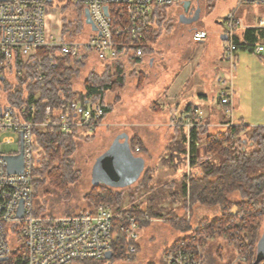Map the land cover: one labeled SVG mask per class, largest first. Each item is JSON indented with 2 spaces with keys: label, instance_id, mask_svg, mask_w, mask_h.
<instances>
[{
  "label": "built area",
  "instance_id": "built-area-1",
  "mask_svg": "<svg viewBox=\"0 0 264 264\" xmlns=\"http://www.w3.org/2000/svg\"><path fill=\"white\" fill-rule=\"evenodd\" d=\"M53 0H0V264H7L11 255L22 247L21 264H76L104 259L113 250L126 253L127 261L137 254L136 240L138 220L130 216L115 217L111 207L99 205L91 211L79 214L53 217L36 213L33 193L34 169L37 165L35 132L57 130L63 133L76 132L92 134L103 119V110L98 103L72 102L64 106H43L37 109L36 94L29 102V91L23 84L21 102L16 100L15 87L19 77L26 74V65L34 68L37 81L43 79L40 70L41 58H36L40 49H55L58 56H70L81 60L89 52L98 61L107 64H124L126 61L140 60L144 57L139 44H127L130 38L141 41L154 25L151 22L154 11L167 10L182 5L187 0H66L71 5L83 7L95 26L93 34L82 43L61 38L62 29L51 15L49 3ZM252 5L264 6V0H241ZM106 9V12L104 11ZM59 28L52 33V23ZM51 23V26H50ZM225 45L223 55L229 63H234L239 51L233 37L246 29L240 19L232 13L223 21ZM256 29H264L260 20ZM68 29H66V33ZM60 36V37H59ZM208 36L204 30H194L192 40L202 42ZM256 53L264 52L263 46L251 48ZM56 63L53 62V67ZM35 79V78H34ZM219 102L225 107L230 118L229 127L238 126L234 117L232 79H219ZM15 98V99H14ZM177 111V110H176ZM172 124H180L186 134L193 127H203L202 112L192 108L183 118L176 115ZM18 151L3 154L1 147L15 144ZM134 148V154H138ZM22 155L23 166L20 173H8L6 157ZM22 202V216L18 209ZM231 223L236 224V221ZM196 231L193 230V232ZM188 235L187 243L169 248L165 254L167 264H203L201 259L205 242L194 233ZM120 242V243H119ZM225 242V241H224ZM226 243V242H225ZM228 244V243H226ZM235 255V264L248 263V253H242L243 243L229 245ZM257 264H264V260Z\"/></svg>",
  "mask_w": 264,
  "mask_h": 264
},
{
  "label": "rangeland",
  "instance_id": "rangeland-1",
  "mask_svg": "<svg viewBox=\"0 0 264 264\" xmlns=\"http://www.w3.org/2000/svg\"><path fill=\"white\" fill-rule=\"evenodd\" d=\"M66 4H68L66 0H53L49 3V10L51 15H55L54 21L58 23L60 29L63 26V19L67 20L66 23L70 20L67 27L68 32L64 36L80 44L93 32L89 26L82 25L84 22L83 15L79 13L77 16L73 5L69 3L70 5L68 4L67 6ZM65 7L66 10L63 12L62 9ZM83 10L84 8L82 13ZM165 11L168 19H170L172 29L169 32H162L154 45L155 52L150 56H146L155 57L153 58V61H155L152 69H145L148 73L145 77L142 71L130 73V68L125 65L123 67L126 77L124 87L116 92L108 93L106 96V103L111 106V111L102 119V122L92 134L81 135L83 138L78 141L77 149L72 156L75 169L80 172V178L70 186V198L64 201L57 192L48 186L40 192V194L43 192L48 193L44 197V211L48 216L59 217L90 211L91 207L84 196L93 186L90 175L96 158L121 133L127 134L129 142H132L133 138L139 140L141 149L136 145L135 147L139 150L138 156L145 161V171H150L151 187L159 188L171 181L176 185L171 190L167 188V191H163L166 197L161 206L164 208L162 215L155 218H144V227L138 228V240H136L138 252L134 258L129 261L125 259L106 261L104 264H167L165 254L176 239L185 238L192 234L193 229L201 219H212L218 216L217 208L207 209L203 206L193 208L192 206L193 209H189L190 217L192 218L187 221L188 205L186 208L183 204V199L180 197L177 200L180 205L176 202L172 204L170 194L176 193L181 196L182 175L183 173L188 174L187 165L183 167V165L179 164V168L174 170L171 167L172 163L168 164L170 158L168 159V154H166L169 146L171 147L173 143L182 140L183 131L181 132L177 129H183L186 134V129L182 126V120L179 119L180 124L171 123L174 111L177 110L176 106H182L183 104L171 105L166 111V115L165 113L159 115V112H161L159 106L156 107L155 103L152 102V104L151 101L152 99L156 100L162 94L159 93L157 95L161 90L160 85L161 87L167 85L178 65H180L178 71H176L178 78L171 87L172 91H176L179 97L183 92V87L180 86L183 80H191L193 83L191 92L201 91L200 84L203 83V78L199 74V68L201 67L199 63H202V58L207 52L210 57L216 55V49L208 47L206 44H194L192 41V29L204 30L208 33L207 37L210 38V35L216 31H224L222 23L231 13L242 21L243 26L248 24L256 27L260 20H264V6L246 4L241 2V0H215L212 5L203 1L202 13L194 24H188V27L178 25L180 24L182 5L172 6ZM77 27H80L79 31H77ZM58 30L59 28L55 27L53 22L52 33H55V31L58 33ZM261 33L260 40L264 44V29ZM60 35L61 38L64 37L63 30H61ZM160 40H162L161 43ZM83 54V65L77 69V73L71 79L72 86L76 91L81 89L85 78L91 71L101 73L107 64V62L98 61L96 56L91 55L89 52L86 55L84 52ZM238 57L240 62L238 63V60L235 63V72L232 80L233 88L236 87L238 89V91L236 89V94L239 99V110L236 111V114L241 115V112H243L242 116L251 125L264 127V56L256 57L247 52L238 51ZM213 61L219 66H223L224 62L221 58ZM131 63H133V60ZM220 76L223 77L225 75L221 73ZM155 87H159V90L154 89ZM214 92L215 99L212 102V106L219 109L217 106L219 90L215 88ZM155 95L157 96L154 97ZM235 109L233 106V110ZM154 112L156 115L152 114ZM225 118L226 122L211 123L212 121L203 118L202 113L203 127L208 129L207 133L216 132L218 129L225 130L229 128L230 122V118L226 113ZM213 126L216 127L213 128ZM139 134L143 137L142 139ZM5 137H13L15 144L3 145L1 147L2 153H16L18 151L16 138L10 134L5 135ZM200 144L197 150V159L201 163L209 160L210 156L205 153L203 143L201 142ZM140 193L139 190H135V186L125 188L123 191V206L125 207L129 204L137 205L143 210L146 203L145 201H139ZM231 198L234 201H238L236 196ZM171 209L174 210L173 214L175 215L179 214L181 216L183 214L182 220L187 223V230L183 227L181 228V226L179 228L175 227L170 222L169 225L166 223L167 218L163 215ZM206 215H211V217L207 218ZM261 234L262 228L259 230V238ZM203 252V264H235V255L232 253L231 247L222 239L217 238L216 240L205 242Z\"/></svg>",
  "mask_w": 264,
  "mask_h": 264
},
{
  "label": "trees",
  "instance_id": "trees-1",
  "mask_svg": "<svg viewBox=\"0 0 264 264\" xmlns=\"http://www.w3.org/2000/svg\"><path fill=\"white\" fill-rule=\"evenodd\" d=\"M204 1L212 5L215 0ZM73 7L77 16L79 13L83 15V7L77 5ZM65 10L66 7L62 9L63 12ZM63 20L64 36L70 20L67 23V20ZM151 22L154 25L141 41L130 38L127 42L129 45L139 44L144 56L152 55L155 52L154 45L162 32H169L172 29L165 9L155 10ZM79 30L80 27H77V31ZM260 34L261 32L257 33L254 29L244 30L239 35L237 32L233 41L239 50L252 51L254 43H261ZM56 51H59V48L38 50L36 58H41L40 70L43 73V79L37 81L34 68L26 65V74L19 77L18 85L15 87L16 100L21 102L22 84L28 81L25 87L29 91L28 100L32 102L33 97L39 94L36 104L38 110L47 105L58 107L72 102L81 104L89 102L100 105L103 118L108 115L111 106L106 103V96L124 87L126 81L124 65L106 64L101 73L91 71L85 78L81 89L76 91L71 79L77 73V69L82 67L83 61L67 55L60 57L56 55ZM137 61L139 60L134 62ZM53 62L56 63L55 67H53ZM184 111L186 113L192 111L191 105L185 106ZM177 130L183 131L182 140L167 148L166 154H168V159L170 158L167 160L168 164L172 163L171 167L174 170L179 168V164L183 167L187 165L188 174L183 173L182 175L181 196L176 193L170 194L172 204L178 203L177 200L181 197L186 208L188 205V209L194 205L207 209L217 208L218 216L212 219H201L193 229H196L193 233L199 237V240H202L204 235H211V239H222L228 245H233L240 240L243 243L242 253H248V263L255 261L258 234L264 225V127H249L239 122L238 126L211 133H207L208 129L204 127H193L188 134H185L183 129ZM81 135L76 132L63 133L57 130L35 132V150L38 159L33 174V198L37 214L46 215L44 197L48 193L40 194L46 186L57 192L64 201L70 198V186L80 178V172L75 169L72 156L77 149L78 141L83 138ZM201 142L210 159L200 163L197 159V150ZM135 145L141 149L139 140L133 138L130 142L133 154ZM150 182V171H145L137 183L131 186H135V190L141 192L139 201L146 203L143 210L137 205L123 206L124 189L92 186L84 198L91 210L99 205H107L111 207L115 217L136 218L140 228L144 227V218H155L162 215L164 208L161 206L166 197L163 191H167V188L171 190L176 185L171 181L162 187L154 188L151 187ZM232 196H236L238 201H234ZM173 213L174 210L171 209L163 215L168 220L166 223L168 225L172 223L175 227L181 226L187 230V223H184V220L180 221L181 217ZM232 221H236V224L231 223ZM188 240L189 237L178 238L170 248L187 243ZM21 254L22 247L16 249L7 264H21ZM127 258L126 253L115 248L110 262L120 259L128 260ZM133 258L134 255L131 259ZM201 259L203 261V254ZM105 262V259H101L76 264H104Z\"/></svg>",
  "mask_w": 264,
  "mask_h": 264
},
{
  "label": "crops",
  "instance_id": "crops-1",
  "mask_svg": "<svg viewBox=\"0 0 264 264\" xmlns=\"http://www.w3.org/2000/svg\"><path fill=\"white\" fill-rule=\"evenodd\" d=\"M245 27H246V29H244V30L254 29V31H256L257 33L261 32L263 30V29H256V27H254L252 25H248V24H246ZM194 30H196V29H192L191 33ZM244 30H240L238 32V35L241 34V32ZM261 35H262V33L260 34V37H261ZM223 38H224V35H222V31H216L215 33L210 35V38L207 37V39L203 40L202 42H194L192 40L194 44H196V43L197 44H206L208 47H213L216 49V55L210 57V55L207 52L202 58V63L201 62L199 63V65H201V67L199 68V74H201V77L203 78V83L200 84L201 91H198V92L192 91L191 92V89L193 90V83L191 82V80L181 81L180 86L183 87V92L181 93V95H179V97H178V94L176 91H172L171 87L173 86L175 80L178 78V74H176L177 73L176 71H178L179 66H180V65H178L177 70L173 73V76H171V79L169 80L167 85H165L164 87H161V85H160L161 90L158 92L157 95H159V93H162V94L159 95L156 100L151 98L152 99L151 103L152 102L155 103L156 107L159 106V110L161 111V112H159V115H163L164 113L166 115V111L170 108L171 105L183 104L182 106H180V105L176 106V108H177L176 115L178 117L180 116V118H183L184 107L187 105H191L192 108L200 109L203 113V118H205V120L212 121L211 123L226 122L225 113H224L225 107L220 104V102H219L220 97L217 98V106L219 107V109L212 106V102L215 99L214 98L215 97L214 90H215V88H217L220 91L219 88H221V86L219 83V79L229 78V79L233 80V76H234V72H235V63L240 58L238 57V52H237L235 54L234 63H229L225 59V57L223 55V48L225 45V40H223ZM161 41L162 40H160V43H161ZM253 45H254V47L255 46L256 47L257 46H263L264 47V44H262V43H254ZM239 51H243V50H239ZM244 52H247V53H249L253 56H256V57L264 56V52L256 53L255 51H250V50H247ZM153 58H155V57L144 56L142 59H140L137 62H134L135 60H133L134 64L131 63V61L130 62L126 61L124 63V66L126 65V67L130 68V73L142 71V72H144L145 77H146V75L148 73L145 71V69H147V70L149 68L152 69V66H153L154 61H155V60L153 61ZM217 58L222 59V61L224 62L223 66H219L218 64H216L213 61ZM239 62H240V60L238 61V63ZM221 73H224L225 76L221 77L220 76ZM232 86H233V82H232ZM154 89L159 90V87H155ZM236 89H237L236 87L233 88L234 96L231 99L232 105L236 108L233 112L235 119H237L239 122H242V124L247 125L249 127L259 126V125H251L250 122L246 121L244 119V116H242L243 112H241V115L236 114V111L239 110V99H238L237 94H236ZM237 91H238V89H237ZM157 95H155L154 97H156ZM180 98H181V101H180ZM152 114L156 115L155 112ZM182 121H184V120H182ZM214 127H216V126H213V128ZM218 130H220V129H218ZM139 137L141 139L143 138L140 136V134H139ZM194 207H199V206L194 205L193 208ZM187 215H188L187 221H190V219L192 217H190L191 214H190L189 209H188ZM177 216L181 217L180 220H182V218L184 217L183 214L181 216L178 214ZM206 217L210 218L211 215H209V216L206 215ZM138 246H139V244H138Z\"/></svg>",
  "mask_w": 264,
  "mask_h": 264
},
{
  "label": "water",
  "instance_id": "water-1",
  "mask_svg": "<svg viewBox=\"0 0 264 264\" xmlns=\"http://www.w3.org/2000/svg\"><path fill=\"white\" fill-rule=\"evenodd\" d=\"M50 1V0H48ZM190 2L183 3V11L188 12ZM106 12V9H104ZM199 15L196 18L187 20V24L194 23L202 13V0L198 3L197 9ZM84 24L89 26L92 31H95L88 11L83 12ZM180 23H185L180 17ZM225 40V37L223 38ZM8 173H20L23 166L22 155L14 157H6ZM145 171V161L142 157L133 154L129 142V137L126 133L117 135L110 146L96 158L91 168V183L93 186H105L113 189H125L136 184ZM22 202L18 209V216H22ZM104 259L110 261L112 253L105 254ZM6 259H1L3 261ZM264 260V225L262 234L256 244V255L254 264Z\"/></svg>",
  "mask_w": 264,
  "mask_h": 264
},
{
  "label": "flooded vegetation",
  "instance_id": "flooded-vegetation-1",
  "mask_svg": "<svg viewBox=\"0 0 264 264\" xmlns=\"http://www.w3.org/2000/svg\"><path fill=\"white\" fill-rule=\"evenodd\" d=\"M188 2H190L189 4V8H188V12H184L182 9V14H181V18L185 23H180L178 24L179 26L182 27H188L189 25L187 24V20H190L192 18H196L200 12L197 11L198 9V3L200 0H187ZM204 0H202L203 2ZM194 24V23H193Z\"/></svg>",
  "mask_w": 264,
  "mask_h": 264
}]
</instances>
